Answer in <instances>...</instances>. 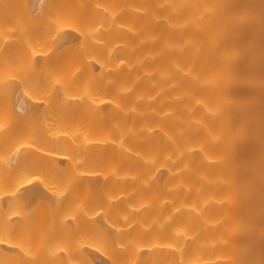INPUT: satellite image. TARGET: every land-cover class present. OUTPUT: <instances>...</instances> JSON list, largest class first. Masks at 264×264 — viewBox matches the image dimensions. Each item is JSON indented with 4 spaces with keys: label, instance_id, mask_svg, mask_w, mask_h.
<instances>
[{
    "label": "bare ground",
    "instance_id": "bare-ground-1",
    "mask_svg": "<svg viewBox=\"0 0 264 264\" xmlns=\"http://www.w3.org/2000/svg\"><path fill=\"white\" fill-rule=\"evenodd\" d=\"M194 2L0 0V264H264V56Z\"/></svg>",
    "mask_w": 264,
    "mask_h": 264
},
{
    "label": "rangeland",
    "instance_id": "rangeland-1",
    "mask_svg": "<svg viewBox=\"0 0 264 264\" xmlns=\"http://www.w3.org/2000/svg\"><path fill=\"white\" fill-rule=\"evenodd\" d=\"M193 1H195L194 2V4H196V2L198 3L197 4V6L195 7L196 9H201L202 8V6H204L205 7V5L206 4H208V5H206L207 7H203V9H211L212 11H213V14L215 13V11H218V9H219V12L218 13H221L222 14V11L224 10V12L226 11V7H229V6H231L228 10V12H227V14H226V16L225 17H222V18H219V20H215L214 22L215 23H212V19H211V21L209 22V23H206L208 20H206L205 21V16L203 17V18H201L200 16H199V19H202L204 22H202L203 23V25L202 26H197V31L195 30V32L193 33L196 37H200V36H202V32L203 31H205V30H209V31H215V32H220L219 34V36H222V37H226V35L228 34V36H229V33H231V35H232V37L233 38H236V35L237 34H241L242 36H244V38H243V43L244 44H247V43H249V42H252L253 44L255 43V45H257V47L259 48V51H256V52H260V54H258V57H260V59L259 58H257V56H256V58L254 57H251V58H253L252 60H253V62L254 63H256L257 64V62L259 61L260 62V60L263 58L262 57V55L264 56V8H260L261 6H263V2L261 1V0H259V1H257V2H262L261 3V5L260 6H258V5H256L255 6V4H259V3H257V2H254V0H253V2H251V3H254V6L256 7H252V6H250V8L252 9V8H255L254 9V11L255 10H258V11H260V9L262 10L261 12H260V23H258V22H255V23H257V25L255 26L254 25V28L252 29V26H249V24H248V15L250 14V12L248 13V10H247V7H245L244 5L242 6V4H239V5H241V6H239L238 5V3H237V5L238 6H236V8H233L232 7V5H233V2L234 1H232V0H203V3H202V1L200 2L199 0H193ZM204 1H205V3L206 4H204ZM242 2H244L243 0H242ZM199 3H202L201 5L199 4ZM246 3V2H245ZM204 4V5H203ZM247 4L249 5V3H248V1H247ZM199 5L201 6L200 8H199ZM251 5V4H250ZM195 6V5H194ZM215 6H217V7H215ZM215 7V8H214ZM259 7V8H258ZM213 8L215 9V10H213ZM218 8V9H217ZM222 9V10H221ZM250 9V10H251ZM211 10H208V13H209V11H211ZM249 10V11H250ZM197 11L198 10H196V12H195V15L196 16H198L199 14L200 15H202V12H204V14H205V10L204 11H202L201 10V12L200 11H198V12H200V13H197ZM221 11V12H220ZM252 11H253V9H252ZM256 12V11H255ZM212 13V12H211ZM252 13V12H251ZM258 14H259V12H258ZM257 14V15H258ZM263 14V15H262ZM208 15H210V14H208ZM218 15V14H217ZM213 16V15H212ZM218 16H220V15H218ZM254 16V15H253ZM263 17V18H262ZM207 18H208V16H207ZM209 18H211V17H209ZM218 18V17H217ZM233 18H238L239 20H241L240 21V23H238V25H233V26H235L234 28H231V30H226V27H227V25L229 24V22L233 19ZM250 19V18H249ZM252 19V18H251ZM210 20V19H209ZM253 22H254V20H252ZM253 22H251L252 24H253ZM212 23V24H211ZM251 24V25H252ZM258 24H259V26H258ZM260 25H262V26H260ZM231 27V26H230ZM230 29V28H229ZM263 31V32H262ZM252 33H253V36H255V33H256V36H259V37H254L253 39H252V37L251 38H249L251 35H252ZM231 38V37H230ZM237 39V38H236ZM236 39H233V40H235L236 41ZM252 39V40H251ZM232 42V41H231ZM251 43V44H252ZM250 44V43H249ZM252 44V45H253ZM259 44V45H258ZM263 46V47H262ZM252 47V46H251ZM254 47V46H253ZM263 48V49H262ZM254 49V51L257 49H255V48H253ZM258 50V49H257ZM253 51V53L255 54V52ZM263 53V54H262ZM253 54V55H254ZM250 55H252L251 54V52H250ZM262 57V58H261ZM250 59V58H249ZM262 61H263V59H262ZM258 62V66L260 67V65H261V62L259 63ZM264 62V61H263ZM264 64V63H263ZM257 65H255V66H257ZM262 66V68H263V65H261ZM252 68V67H251ZM248 70H249V68H247ZM264 69V68H263ZM252 70V69H251ZM253 70H254V68H253ZM252 70V71H253ZM255 70L257 71L258 70V67H255ZM252 71L251 72H249L250 74L249 75H251V80H252V77H254V76H256L257 75V73L256 72H253L252 73ZM260 71L261 72H259V73H261V76H263V79H264V73L262 72L263 70L262 69H260ZM243 72V71H242ZM246 69H245V71H244V74L246 75ZM258 72V71H257ZM248 73V72H247ZM263 73V74H262ZM253 74H256V75H254L253 76ZM241 76V75H240ZM240 76H239V78H240ZM244 77V76H243ZM258 77H259V74H258ZM247 78V77H246ZM256 77H254V79H255ZM259 79H261V77H259ZM259 79H257V80H259ZM262 79V80H263ZM244 80V79H243ZM250 81V80H249ZM253 81V80H252ZM245 82H247L248 84H249V82L248 81H245ZM254 82V81H253ZM251 83L250 82V84L252 85V84H255V82L254 83ZM263 82H264V80H263ZM263 82H261V80H260V83H257L256 82V87H257V85L258 84H261V85H258L259 86V88H260V86H262V85H264V83ZM263 87V86H262ZM261 87V88H262ZM258 88V87H257ZM260 88V89H261ZM260 89H257V91L259 92V93H261L263 90H260ZM261 92H260V91ZM263 93H264V91H263ZM263 93H261V95L263 94ZM256 94V95H255ZM254 95H251L250 97H248V96H246V97H248L249 99H253L254 100V96H256V97H258V96H261L260 94H258L257 92L255 93ZM258 94V95H257ZM261 97H263L264 98V96L262 95ZM260 97V98H261ZM248 98H245V99H243V100H246V99H248ZM259 98V97H258ZM257 99V98H256ZM262 99V98H261ZM261 99H259V100H261ZM248 101V100H247ZM258 101V100H257ZM256 101V103L258 104V102ZM263 101V100H262ZM249 102H250V100H249ZM251 102H252V100H251ZM250 102V103H251ZM255 103V102H254ZM256 103L254 104V105H256ZM259 105H261V104H259ZM259 105H257V106H259Z\"/></svg>",
    "mask_w": 264,
    "mask_h": 264
}]
</instances>
